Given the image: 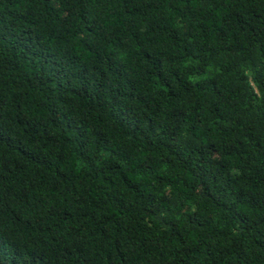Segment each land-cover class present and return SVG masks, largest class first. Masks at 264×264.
Returning <instances> with one entry per match:
<instances>
[{"label": "trees", "instance_id": "16d2710c", "mask_svg": "<svg viewBox=\"0 0 264 264\" xmlns=\"http://www.w3.org/2000/svg\"><path fill=\"white\" fill-rule=\"evenodd\" d=\"M0 264H264V0H0Z\"/></svg>", "mask_w": 264, "mask_h": 264}]
</instances>
